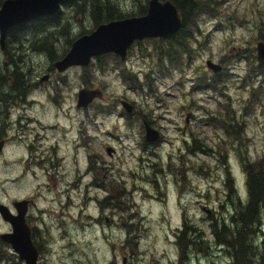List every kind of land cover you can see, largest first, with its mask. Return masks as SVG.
Segmentation results:
<instances>
[{"label": "rangeland", "instance_id": "obj_1", "mask_svg": "<svg viewBox=\"0 0 264 264\" xmlns=\"http://www.w3.org/2000/svg\"><path fill=\"white\" fill-rule=\"evenodd\" d=\"M199 4L177 39L139 40L126 59L63 73L53 64L77 37L141 16L149 0H62L0 43V140L10 139L0 201L36 199L39 264H256L247 254L264 249V211L253 226L254 214L240 215L242 240L233 216L249 199L244 163L264 164V0ZM84 87L102 97L79 108ZM144 118L161 132L149 146ZM224 226L239 249L221 240ZM9 230L0 216V235ZM0 264H27L1 236Z\"/></svg>", "mask_w": 264, "mask_h": 264}, {"label": "water", "instance_id": "obj_2", "mask_svg": "<svg viewBox=\"0 0 264 264\" xmlns=\"http://www.w3.org/2000/svg\"><path fill=\"white\" fill-rule=\"evenodd\" d=\"M61 1L5 0L0 7L1 46L4 47V40L10 28L56 13L60 8ZM183 22V15L171 0H150L147 14L101 23L90 34H84L77 38L69 51L55 62V67L62 72L74 65L88 66L94 57L106 53H116L122 58H126L127 51L134 41L146 38H169L182 28ZM257 52L258 62L264 66V41L257 43ZM207 66L215 73L222 70L220 63L210 59L207 60ZM97 97H102L100 89L82 88L79 92L78 106L85 107ZM122 104L127 112L133 111L132 104L126 101H123ZM145 126L148 140L156 141L160 132L147 121H145ZM3 146L4 140H0V152ZM112 152L113 149L109 148L108 153L112 154ZM0 213L5 220L10 221L13 225V231L2 234V239L11 243L15 252L25 259L27 264H38V250L32 242L31 230L25 222L24 214L15 215L4 204H0Z\"/></svg>", "mask_w": 264, "mask_h": 264}, {"label": "trees", "instance_id": "obj_3", "mask_svg": "<svg viewBox=\"0 0 264 264\" xmlns=\"http://www.w3.org/2000/svg\"><path fill=\"white\" fill-rule=\"evenodd\" d=\"M180 10V12L184 15V26L188 21V17L196 11L199 7V0H171ZM115 19V17L110 16L109 21ZM101 23V22H100ZM181 30L180 32H182ZM181 33H177V35L173 36L170 40L177 39L181 36ZM177 44L179 46L182 45V40L178 41ZM188 48H184L186 50ZM2 81V77H1ZM257 161L256 163H258ZM244 163V162H243ZM244 166L247 170V186H248V203L244 206V208L238 210L236 215L233 216V222L236 223L238 231L237 233L240 235V239L242 240L241 228L239 229V217L242 213L247 209V217L251 214H254V219L252 220V226L258 220V213L260 211H264V164L261 162L258 166H251L250 164L244 163ZM230 188L233 190V186L230 185ZM258 208V212L257 209ZM226 226H224V230L221 231L223 233L221 240L224 243H228L231 247H234L235 250L240 248V244L236 242L235 235L233 234L232 230L227 232L225 231ZM243 244V241L241 242ZM256 252V253H255ZM263 254V255H262ZM256 255V256H255ZM247 256L256 264H264V249H260L257 247L251 253L247 254ZM262 256V257H261ZM255 257V258H254ZM236 262L234 264H251L250 261L246 258V256H242L241 258H237L236 255Z\"/></svg>", "mask_w": 264, "mask_h": 264}, {"label": "flooded vegetation", "instance_id": "obj_4", "mask_svg": "<svg viewBox=\"0 0 264 264\" xmlns=\"http://www.w3.org/2000/svg\"><path fill=\"white\" fill-rule=\"evenodd\" d=\"M53 67H54V64H53ZM74 67H81V66H74ZM49 78H50V73H47L40 79V82H45ZM135 111H136V108L134 107L133 113ZM148 121L153 126V124H152L153 122L151 120H148ZM159 132H160V130H159ZM160 138H161V132H160V137L156 141H149L148 138L145 136V142L144 143L149 146V145L155 144ZM1 139L5 140V145L10 140L9 138H1ZM3 151H4V149H3ZM3 151L1 152L0 156L3 154ZM36 158H37L36 156L32 157V160H36ZM44 175L46 176V178L53 177L54 180H55V184H57V177L58 178L61 177L60 174H58L56 172L52 173V172L49 171V169H45L44 170ZM21 190L23 191V190H25V188H21ZM0 203L5 204L12 213H16L19 216L21 214H24L25 221H26V223L28 224V226L30 227V230H31L32 241L35 244V242H36L35 241L36 240V234H37V231H38V229L36 227H37V222L39 220L38 219L39 218V213H38L39 206L37 204L36 199L33 197V195L27 193V194L22 195V196H17V197H14V198H10L7 201H0ZM4 222L10 226V230L7 231L6 233L11 232L13 230V227H12L11 223L8 220H4ZM4 244H6L7 246L9 245L7 243H4Z\"/></svg>", "mask_w": 264, "mask_h": 264}, {"label": "bare ground", "instance_id": "obj_5", "mask_svg": "<svg viewBox=\"0 0 264 264\" xmlns=\"http://www.w3.org/2000/svg\"><path fill=\"white\" fill-rule=\"evenodd\" d=\"M18 86V85H17ZM22 86V85H21ZM27 88V87H26ZM195 231V230H194ZM256 253V252H255ZM263 255V254H262ZM256 256V255H255ZM262 257V256H261ZM255 258V257H254Z\"/></svg>", "mask_w": 264, "mask_h": 264}]
</instances>
